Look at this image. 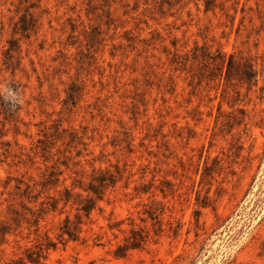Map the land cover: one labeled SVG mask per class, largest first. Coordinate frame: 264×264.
<instances>
[{"label": "rangeland", "instance_id": "1", "mask_svg": "<svg viewBox=\"0 0 264 264\" xmlns=\"http://www.w3.org/2000/svg\"><path fill=\"white\" fill-rule=\"evenodd\" d=\"M28 256L264 264V0H0V264Z\"/></svg>", "mask_w": 264, "mask_h": 264}, {"label": "trees", "instance_id": "2", "mask_svg": "<svg viewBox=\"0 0 264 264\" xmlns=\"http://www.w3.org/2000/svg\"><path fill=\"white\" fill-rule=\"evenodd\" d=\"M230 62L233 63V57H230ZM53 181H58L57 174L53 171ZM120 174V171H117ZM59 175V174H58ZM121 175V174H120ZM117 182V176L113 174L110 170H98L93 171L91 175V181L88 186L83 187L79 186L78 188L84 192V196L81 193L75 192L77 186L72 188L64 187L63 191H59V198L52 197L51 207L52 210L57 208V205L60 202H63L64 205L73 203L76 206L78 212H84L85 215L89 216L90 213L95 209L96 201H100L104 197V192L107 188L112 187ZM56 184V183H55ZM68 222V221H67ZM66 233L72 238L73 234L69 230H65ZM132 236L127 238L129 244L124 247L118 248V257L123 256L122 251L127 247L128 249H137L142 242H144V236L138 231H131ZM28 261L30 263H38V260L33 256H28Z\"/></svg>", "mask_w": 264, "mask_h": 264}, {"label": "clouds", "instance_id": "3", "mask_svg": "<svg viewBox=\"0 0 264 264\" xmlns=\"http://www.w3.org/2000/svg\"><path fill=\"white\" fill-rule=\"evenodd\" d=\"M7 99H11L13 102H18L17 100V94L13 91H11L10 89L7 90V96H6Z\"/></svg>", "mask_w": 264, "mask_h": 264}]
</instances>
